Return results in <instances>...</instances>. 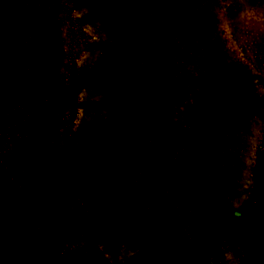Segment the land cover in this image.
Returning a JSON list of instances; mask_svg holds the SVG:
<instances>
[{"label":"rangeland","instance_id":"obj_1","mask_svg":"<svg viewBox=\"0 0 264 264\" xmlns=\"http://www.w3.org/2000/svg\"><path fill=\"white\" fill-rule=\"evenodd\" d=\"M0 264H264V0H0Z\"/></svg>","mask_w":264,"mask_h":264}]
</instances>
